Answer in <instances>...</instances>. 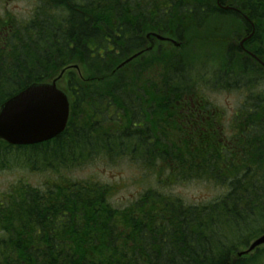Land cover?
Returning a JSON list of instances; mask_svg holds the SVG:
<instances>
[{"label":"trees","instance_id":"16d2710c","mask_svg":"<svg viewBox=\"0 0 264 264\" xmlns=\"http://www.w3.org/2000/svg\"><path fill=\"white\" fill-rule=\"evenodd\" d=\"M240 1L228 4L248 13ZM212 3L56 0L38 4L27 22L0 19V29L7 28L0 34V105L66 67L79 68L66 70L58 82L70 101L66 130L31 147L0 143V163L12 157L30 170L60 173L94 159L128 160L157 176L168 172L169 181L203 180L223 188L217 199L200 205L148 189L116 209L109 203L111 188L96 182L60 179L41 189L19 182L0 204V264H258L259 252L237 258L244 239L235 242L233 258L229 238L243 212L264 210V90H245L249 100L232 121L259 128L232 129L222 142L219 130L197 127L223 117L208 102L211 85L219 92L240 88L238 71L224 55L207 73L210 59L192 53L196 45L213 46L201 33L214 14ZM261 8L264 0L256 18ZM216 12L224 26L227 11ZM151 32L179 47L154 41L149 50ZM216 75L227 78L220 85ZM198 110L205 121H190L189 112ZM18 149L37 153L12 156Z\"/></svg>","mask_w":264,"mask_h":264},{"label":"rangeland","instance_id":"374dc122","mask_svg":"<svg viewBox=\"0 0 264 264\" xmlns=\"http://www.w3.org/2000/svg\"><path fill=\"white\" fill-rule=\"evenodd\" d=\"M211 1L213 2L211 7L214 10V14H211V18L209 19L211 22L204 29L200 30L201 33L203 32V40H213V42H211L213 46L207 42H203L207 44L201 46L196 45V47H199L193 48L192 53L210 59V62H207L205 66L207 68V73L216 71V63L223 55L226 58L225 60L223 59V61H225L229 67H234L238 71L234 80H240L238 84L240 87H238L239 89L236 90L234 86L230 88V90L222 88L219 92V90L215 91L211 85L210 90L206 92L207 99L211 103L210 105H215L222 109L225 111L227 119H231L243 104L245 90L247 91L248 88L250 89L252 87H256L257 89L260 87L264 90V69L248 63H241V60H243L242 55L238 53L237 47L231 43L234 38L231 36L234 32L231 30L226 33H219L225 28V24L221 26L220 22L216 21L215 18H218L220 13L218 14L219 16H216L217 8L215 6V0ZM238 1L239 4L242 3L240 0ZM27 2L28 0H0V15L10 13L12 17H16L20 19L21 22H24L30 17L35 6V4ZM257 4H259V0H245L243 2L242 6L246 7L248 12L246 15L250 18V10L256 12L255 9ZM223 20H228V18ZM207 35H213L215 37L210 38ZM259 36L262 37V41H264V29L259 33ZM236 38H238V36ZM146 39L149 45L154 42V38L152 37ZM193 39L192 37L191 40ZM217 44H221L224 49L216 47ZM225 77L226 75H216L215 78L219 80L220 84V82L222 83L223 81H220V79H224ZM244 84H246L245 88L242 87ZM231 90L234 92H228ZM12 152L27 157H33L37 153L30 149H18ZM6 162L7 164L0 163V169H4L0 170V198L12 185L15 186L18 181L26 182L27 185L32 187L42 188L48 183H51L55 174L62 179L90 180L109 186L111 188L109 203L116 209L126 208L140 193L145 192L147 189L157 190L164 196L179 198L184 203L190 205L207 203L223 194V191H221L223 188L214 187V184L204 182L203 180L182 182L172 179L169 181L170 175L168 172L161 173L160 176H157L154 171L149 174V172L147 173L141 166L128 160H121L111 164L103 159H94L93 161L84 162L83 166L87 164L85 167L82 166V168L79 169H73L69 172L62 171L60 173L30 170L27 165L13 160L12 157L8 158ZM240 219L246 221L247 225L242 226ZM240 219L236 227L233 228L232 238H229V240L231 242L230 244L233 243L234 246L235 242L244 239L247 248L255 239L264 235L263 207L261 208V206H259L254 211L243 212ZM236 248L237 246L235 245V247H233V258ZM259 253L260 257H256L259 260L258 264H264V246L260 247Z\"/></svg>","mask_w":264,"mask_h":264},{"label":"water","instance_id":"95a60500","mask_svg":"<svg viewBox=\"0 0 264 264\" xmlns=\"http://www.w3.org/2000/svg\"><path fill=\"white\" fill-rule=\"evenodd\" d=\"M159 40H164L158 37ZM129 58L121 66L133 60ZM69 115L66 96L51 84H33L0 107V139L10 145H34L48 141L65 129ZM264 244V236L246 253ZM245 253H239L242 256Z\"/></svg>","mask_w":264,"mask_h":264},{"label":"flooded vegetation","instance_id":"af4514ba","mask_svg":"<svg viewBox=\"0 0 264 264\" xmlns=\"http://www.w3.org/2000/svg\"><path fill=\"white\" fill-rule=\"evenodd\" d=\"M228 1L230 0H215V6L220 11H227V18L229 21V29L228 31L233 30V34L231 37L232 44L237 47L238 53L242 55L243 60H241L242 64H251L256 67L264 66V41H262V37L259 36L262 29H264V12L263 8L259 12V18H256V13L251 12V18L258 20L252 21L250 17L246 14H243L237 5H229ZM239 2L238 0H231V3ZM248 1V0H247ZM48 2H56V0H28L27 3L32 4H40V3H48ZM229 7L228 10H224V8ZM253 13V15H252ZM35 12H33V15ZM237 16V17H236ZM258 23V24H257ZM238 36V38H236ZM241 37V38H239ZM249 100L245 95L244 104ZM193 112H197V115L192 114ZM191 111L189 112V120L190 121H198L201 117V111ZM237 113V112H236ZM216 117V116H215ZM205 120V118H203ZM219 122V120H218ZM200 130H208L210 132L214 131H222L224 128H228L230 130L234 128H240L241 131L245 128H259L260 125L254 124H244V125H235V124H220L213 123L209 125H198ZM263 141V140H262ZM258 146L259 144L256 143ZM257 149V148H255ZM241 151L237 152V155H241Z\"/></svg>","mask_w":264,"mask_h":264},{"label":"bare ground","instance_id":"6f19581e","mask_svg":"<svg viewBox=\"0 0 264 264\" xmlns=\"http://www.w3.org/2000/svg\"><path fill=\"white\" fill-rule=\"evenodd\" d=\"M229 9V7H226V8H224V10H228ZM221 12H226V11H221ZM237 17V16H236ZM154 35V37L155 38H158V37H160V38H164V37H162V36H160V35H158V34H156V33H149V34H147L146 35V38H150V37H152V38H154L153 37V35ZM229 54V53H228ZM142 55V51H140V52H137V53H135V54H133V55H131L130 57H128L127 59H129V58H131V57H134V56H136L134 59H137L139 56H141ZM263 69H264V66L262 67ZM248 77V76H247ZM223 82V81H222ZM235 89V88H234ZM249 89V88H248ZM240 91V90H239ZM262 208V207H261ZM254 210V209H253ZM255 213V212H254ZM262 236H264V235H262ZM262 236H260L259 238H257V239H255L247 248H249L254 242H256V241H258ZM262 246H264V244L262 245Z\"/></svg>","mask_w":264,"mask_h":264}]
</instances>
